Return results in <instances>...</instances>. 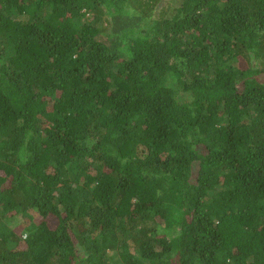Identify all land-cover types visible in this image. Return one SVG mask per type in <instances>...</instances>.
<instances>
[{
	"label": "trees",
	"instance_id": "trees-1",
	"mask_svg": "<svg viewBox=\"0 0 264 264\" xmlns=\"http://www.w3.org/2000/svg\"><path fill=\"white\" fill-rule=\"evenodd\" d=\"M0 264H264V0H0Z\"/></svg>",
	"mask_w": 264,
	"mask_h": 264
}]
</instances>
